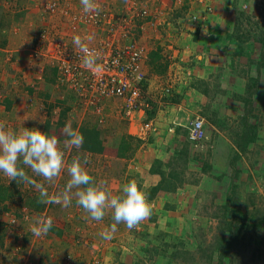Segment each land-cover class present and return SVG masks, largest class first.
Returning a JSON list of instances; mask_svg holds the SVG:
<instances>
[{
	"label": "rangeland",
	"instance_id": "obj_1",
	"mask_svg": "<svg viewBox=\"0 0 264 264\" xmlns=\"http://www.w3.org/2000/svg\"><path fill=\"white\" fill-rule=\"evenodd\" d=\"M55 1L0 0V124L47 130L65 153L52 183L20 166L51 196L69 181L73 158L87 156L94 181L122 195L132 180L143 187L144 158L135 156L146 150L155 157L152 168L159 160L166 176L174 172L190 187L185 212L153 206L137 228L121 223L104 239L115 223L111 210L96 221L75 199L67 208L39 203L37 188L0 171V264H264V0H133L151 15L137 20L135 31L145 56L142 121L155 127L146 140L130 136L122 101L88 104L59 82L44 48L68 33L75 46L61 11L77 12L82 4L58 0L56 13L44 11ZM127 2L103 0L114 12ZM196 119L203 120L204 138L195 145L186 128ZM67 123L97 128L104 153L65 148ZM251 131L254 140L237 152ZM37 217L53 219L46 235H33Z\"/></svg>",
	"mask_w": 264,
	"mask_h": 264
},
{
	"label": "built area",
	"instance_id": "obj_2",
	"mask_svg": "<svg viewBox=\"0 0 264 264\" xmlns=\"http://www.w3.org/2000/svg\"><path fill=\"white\" fill-rule=\"evenodd\" d=\"M57 1L49 3L44 11L56 13ZM95 2L100 6L98 14L86 13L83 6L77 12L69 11V8L61 11L69 31H75V36L81 37L89 50L101 53L95 66L85 65L84 53L68 44L66 37L69 33L59 42L48 45L44 51H49L47 57L52 60L59 82L75 91L82 101L93 105L102 98L121 100L125 111L131 116L129 134L146 140L155 132V127L142 121L148 106L142 101L146 81L143 71L145 56L135 31L137 20L151 15L146 6L137 7L133 0H128L119 12L105 6L103 0ZM87 37H92L91 43ZM37 46L40 48L39 44ZM187 131L188 140L192 144H200L204 138L203 120L191 122Z\"/></svg>",
	"mask_w": 264,
	"mask_h": 264
},
{
	"label": "clouds",
	"instance_id": "obj_3",
	"mask_svg": "<svg viewBox=\"0 0 264 264\" xmlns=\"http://www.w3.org/2000/svg\"><path fill=\"white\" fill-rule=\"evenodd\" d=\"M80 2L86 13H99L100 6L95 0H80ZM86 39L91 40L92 37ZM73 44L84 53L85 65L95 66L101 58V53L89 50L81 37L75 36ZM62 135L65 137L63 140L65 148L80 149L83 146V134L73 129L70 123L65 124ZM60 144L61 140L56 135H49L35 128L16 131L0 124V171L10 180L37 188L40 194L39 203L61 204L62 207L67 208L75 199V204L96 221L102 220L111 210L115 223L110 226V229L101 233L104 239L112 238L118 224L123 223L132 230L151 217L152 205L145 191L135 180L122 187V195H113L108 190L106 182H95L94 177L85 169L84 165L88 163L87 156L73 158L67 167L69 181L61 192L50 196L44 184L37 183L25 171V167L36 176L43 177L45 181L52 183L65 167V153L61 150ZM20 163L25 167H21ZM52 227L51 217H37L31 231L33 235L41 236L46 235Z\"/></svg>",
	"mask_w": 264,
	"mask_h": 264
},
{
	"label": "trees",
	"instance_id": "obj_4",
	"mask_svg": "<svg viewBox=\"0 0 264 264\" xmlns=\"http://www.w3.org/2000/svg\"><path fill=\"white\" fill-rule=\"evenodd\" d=\"M170 1L174 2L175 0H170ZM81 6H83V5H81ZM80 8L81 7H79V9ZM35 38L37 40L36 43H39L41 38L38 36H35ZM68 38H71V37H68ZM68 38H67V40H69ZM54 70L56 71L55 68H54ZM117 100H119V99H117ZM9 109H10V102H7L5 110H9ZM47 127H48V125H46V129H47ZM78 131L80 133H82L84 136L83 146L81 147L82 150L89 152V153H94V154H103L104 153L105 145L103 144V141L101 139V132L97 128L81 126V127H79ZM45 132H47V130ZM130 136H132V135H130ZM253 140H254V133L251 131L250 134H248V136H246V139H242V141L237 142V148H236L237 152H245L247 149L246 148L247 144L251 143ZM119 157L122 158L124 156L121 155ZM156 164L158 165V167L157 168H151V172L152 173L157 172L161 177V181L157 186L150 189L149 199L154 198L156 196V193H158L161 190L162 191H175L183 183V179L177 181L179 175L174 173V172L169 173L168 176H166L165 172L162 171L160 168L161 162L159 160L156 161ZM207 167L208 166H206V168ZM203 169H205V168H203ZM261 221L264 222V216H262ZM224 233H225V230L222 229V235ZM230 244L231 243L229 241L227 243V249H229ZM227 249L225 247L224 250L221 251V253H220V260L221 261H223V256H225V253H227L229 251ZM174 255H176V253Z\"/></svg>",
	"mask_w": 264,
	"mask_h": 264
},
{
	"label": "crops",
	"instance_id": "obj_5",
	"mask_svg": "<svg viewBox=\"0 0 264 264\" xmlns=\"http://www.w3.org/2000/svg\"><path fill=\"white\" fill-rule=\"evenodd\" d=\"M149 1L151 0H148L147 2ZM156 1L158 0H153L152 2H156ZM165 1L168 3L169 0H165ZM176 117L178 116H175V118ZM173 120L175 121L176 119H173ZM145 155L150 156L148 155L146 150L145 152H141V149H140L138 153L136 154L135 159L142 160L144 158V162H142L144 168L142 167L140 168L141 170L145 171V174H143L144 183L142 185L143 186L142 189L147 194V198L150 201L152 207L156 206L157 208H161L162 210H164V212L167 211V213H172L174 215L184 214L185 209H183V207L185 206L186 198H184L183 195L185 193L186 188H190L187 186V184L184 185L183 183L184 186L183 185L179 186L175 191H162L161 190L158 193H156V196L154 198L149 199L150 189L157 186L160 183L161 177L157 172L155 173L151 172V168L153 165L152 161H154L153 159H155V157L151 158L150 156V158L146 159ZM121 160H124V159H121ZM134 169L139 170L137 166H135Z\"/></svg>",
	"mask_w": 264,
	"mask_h": 264
}]
</instances>
